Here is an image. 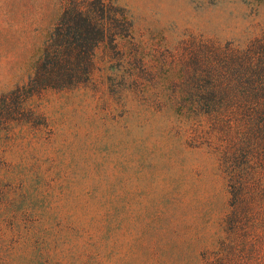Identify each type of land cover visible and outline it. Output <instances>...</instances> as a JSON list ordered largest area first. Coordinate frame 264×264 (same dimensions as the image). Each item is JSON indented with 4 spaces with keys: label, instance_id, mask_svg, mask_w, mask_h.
<instances>
[{
    "label": "rangeland",
    "instance_id": "rangeland-1",
    "mask_svg": "<svg viewBox=\"0 0 264 264\" xmlns=\"http://www.w3.org/2000/svg\"><path fill=\"white\" fill-rule=\"evenodd\" d=\"M66 1L0 0V264H264V138L176 107L264 0H100L116 35L87 80L25 97Z\"/></svg>",
    "mask_w": 264,
    "mask_h": 264
},
{
    "label": "trees",
    "instance_id": "trees-1",
    "mask_svg": "<svg viewBox=\"0 0 264 264\" xmlns=\"http://www.w3.org/2000/svg\"><path fill=\"white\" fill-rule=\"evenodd\" d=\"M115 27L110 7L102 1L67 0L20 93L29 97L46 88H70L87 80L95 48L114 39ZM201 63L202 77L179 86L195 91L176 95L177 109L205 120L214 130L222 127L225 116L245 128L242 138H264V31L241 48L217 49L203 56ZM241 169L239 164L232 165L225 178L229 201L239 195L242 209L246 202Z\"/></svg>",
    "mask_w": 264,
    "mask_h": 264
}]
</instances>
